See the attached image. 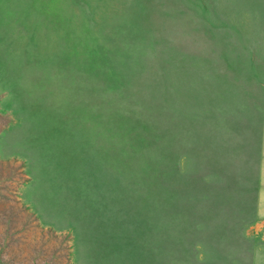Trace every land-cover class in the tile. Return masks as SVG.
Returning <instances> with one entry per match:
<instances>
[{"label": "rangeland", "instance_id": "1", "mask_svg": "<svg viewBox=\"0 0 264 264\" xmlns=\"http://www.w3.org/2000/svg\"><path fill=\"white\" fill-rule=\"evenodd\" d=\"M0 264H264V0H0Z\"/></svg>", "mask_w": 264, "mask_h": 264}]
</instances>
